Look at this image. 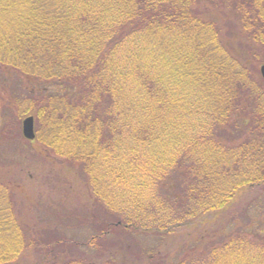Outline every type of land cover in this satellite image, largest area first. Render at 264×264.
I'll use <instances>...</instances> for the list:
<instances>
[{
	"label": "trees",
	"instance_id": "1",
	"mask_svg": "<svg viewBox=\"0 0 264 264\" xmlns=\"http://www.w3.org/2000/svg\"><path fill=\"white\" fill-rule=\"evenodd\" d=\"M224 1L264 52V0ZM200 2L0 0V264H264L261 63ZM14 149L64 173L55 224Z\"/></svg>",
	"mask_w": 264,
	"mask_h": 264
},
{
	"label": "rangeland",
	"instance_id": "2",
	"mask_svg": "<svg viewBox=\"0 0 264 264\" xmlns=\"http://www.w3.org/2000/svg\"><path fill=\"white\" fill-rule=\"evenodd\" d=\"M222 1L223 9H214L210 6L213 0H201L199 9L211 19L212 17L220 19V25L225 24L221 35L223 44L227 49L233 55H236L242 63L244 62L247 66L254 65V67L257 66L258 68L260 63L261 65L264 64L262 48L246 39V35L241 33V25L237 19L239 15L231 11L232 8L226 6L228 4L224 0ZM8 162H5L7 164L5 170H7L10 179L13 178L19 182H14L12 187L14 192L17 193L16 199L18 198L20 209L23 210V214L28 215L25 221L31 225L33 223L44 224L47 220L51 224H55L53 219H51L50 210L54 209L52 207L54 203H59V199L56 198H59L68 190V182L64 173L60 170V166L58 167L56 162L47 164V162L42 161L43 164L42 162H37L35 158H32V160L30 157L25 158L17 149L10 152ZM22 168L24 171L20 170ZM34 198L37 199V203L34 204L33 209L32 199ZM63 205L62 201H60V206L62 207ZM78 234L77 237L80 238L85 235V232L81 230Z\"/></svg>",
	"mask_w": 264,
	"mask_h": 264
},
{
	"label": "water",
	"instance_id": "3",
	"mask_svg": "<svg viewBox=\"0 0 264 264\" xmlns=\"http://www.w3.org/2000/svg\"><path fill=\"white\" fill-rule=\"evenodd\" d=\"M260 75L264 81V65L260 67ZM22 135L27 140H32L34 138L32 117H27L23 120Z\"/></svg>",
	"mask_w": 264,
	"mask_h": 264
}]
</instances>
